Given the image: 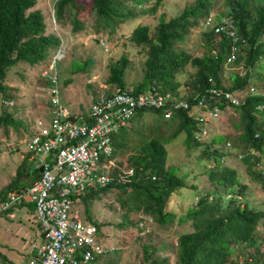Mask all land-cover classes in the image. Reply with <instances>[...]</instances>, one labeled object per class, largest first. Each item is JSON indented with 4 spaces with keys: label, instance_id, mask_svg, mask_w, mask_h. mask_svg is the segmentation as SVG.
Returning a JSON list of instances; mask_svg holds the SVG:
<instances>
[{
    "label": "trees",
    "instance_id": "trees-1",
    "mask_svg": "<svg viewBox=\"0 0 264 264\" xmlns=\"http://www.w3.org/2000/svg\"><path fill=\"white\" fill-rule=\"evenodd\" d=\"M36 1L0 0V91L2 102L5 99L7 106L13 105L10 99L12 95L6 93L8 87L3 82L7 70L21 61L38 63L46 58L50 49L60 46L57 35L46 33L43 12L33 8ZM148 1H152L146 9L148 11H154L164 2L91 0V12L96 18L95 28L112 31L128 18L144 12L145 9L137 5L142 6ZM222 1L223 8L215 13L213 20L210 15L215 0H193L168 19L161 13L153 33L147 23L133 25L129 39L144 47L146 53L143 75L132 85H127L125 68L129 59L122 54L109 66L107 82L121 88H132L134 93L146 90L158 91L163 95L169 93L168 102L172 98L190 103L195 93H209L211 87L239 92L241 100L236 105L232 104L231 108L239 112L234 124L240 127V131L237 134L215 133L205 137L201 134L199 122L183 108L171 111L170 117L164 118L167 126H154L152 114L163 117V107L139 108L127 124L120 126L112 135V157L131 152L128 161L130 173H125L122 178L121 170L113 164L107 183L93 188L82 197L84 204L107 189L116 188L117 199L123 210L122 220L117 224L119 227L128 224L137 226L147 215L157 222H166L174 215V209L182 200H193L181 217L189 222L191 229L178 235L176 264H257L260 255L264 254L258 248L257 238L261 236L256 231L260 224H264V208L255 206L254 199L247 197L249 189L238 178L236 169L223 163L225 156L231 150L235 151L264 190V89L253 86L254 83L249 84L256 79L264 88V0ZM82 6L77 0H57L55 11L59 18L66 12L71 13L72 29H77L83 25L75 13ZM208 18L209 23L202 33L206 42L201 52L193 53L181 48L178 42L184 39L189 28L205 23ZM216 24L220 26L219 30L214 29ZM231 29H235L234 35L230 34ZM231 46L235 49V59L226 62ZM241 61L246 66L245 72L240 74L232 69L228 70V76L225 77L224 67L239 65ZM183 71H190L189 79L185 82L192 90L184 94L179 90L178 79V74ZM225 79L229 80L228 84H225ZM46 80L49 82L48 87L56 83L54 79ZM201 97L202 94L198 99ZM221 98L225 99L222 95ZM15 123L10 111H0V126ZM30 123L33 122L22 127L24 132L28 127L30 133L33 132V124ZM172 127V132L167 133ZM177 136H183L185 151L199 148L198 161H212L213 165L204 169L210 181L209 187L197 188V184L191 181V170L185 164L167 163L168 144ZM134 150L136 153H132ZM24 167L22 160L13 179L0 190V196L6 190L31 182V179L20 181L25 173ZM249 192L252 196L253 192ZM226 194L230 196L225 198ZM132 212L143 215L134 219L130 217ZM84 216L96 224L98 231L101 229L99 236L102 233L105 237L101 241V255L115 248L107 242L108 235L101 228V220L89 214ZM143 248L142 259L138 264L170 263L166 256L153 255L155 246L144 245ZM237 253L245 254L241 261L235 256ZM98 256L99 253L94 260ZM108 264H112V261Z\"/></svg>",
    "mask_w": 264,
    "mask_h": 264
},
{
    "label": "rangeland",
    "instance_id": "rangeland-1",
    "mask_svg": "<svg viewBox=\"0 0 264 264\" xmlns=\"http://www.w3.org/2000/svg\"><path fill=\"white\" fill-rule=\"evenodd\" d=\"M56 1L37 0L33 8H38L43 12L46 33L51 32L57 35L60 39V46L57 49H50L46 58L38 63L28 64L21 61L12 65L7 70L3 80L8 87L6 93L12 95L10 99L13 100V105H5V99L2 102L3 96L0 91V111H10L16 123L15 125H5V127L0 126V190L12 180L15 167L22 162V159L25 166L31 165L26 157L28 155L26 139L30 131L28 127L27 131L24 132L22 127H25L29 122L36 121L39 117L47 119L50 114L49 107L52 105L51 96H57L61 102L72 107L77 106L87 110L93 98L114 89L113 84L107 82L109 66L119 59L122 54L129 59L125 68L126 84L132 85V82L140 79L143 75V62L146 53L144 47L134 44L129 39L131 27L135 24L147 23L150 25L151 33H153L161 13H164L168 19L172 14L182 10L185 5L193 2V0H164L154 11H148L146 9L152 4V1H148L142 6L137 5V7L144 8V12L128 18L120 23L117 28L109 31L108 28H95L96 18L95 14L91 12V0H77L83 5L75 13L83 25L77 29H72L71 13L66 12L62 14L61 18L57 16L55 11ZM222 8L223 1L215 0L211 12L218 13ZM206 27L202 23L190 27L184 39L178 42L179 46L193 53L201 52L206 42V38L202 35ZM53 60H55V63ZM52 64L54 66L50 68L49 66H52ZM245 68L243 61L239 65H226L223 74L227 77L228 70L232 69L243 74ZM189 73L190 71H183L178 74L180 80L179 90L182 94L192 91L185 82L189 79ZM55 76H57V93L53 94L50 92L49 82L46 79H52L51 77ZM228 81V79H225V84ZM252 83H254V86L264 89L258 80L255 79L249 82V84ZM237 116H239L237 110L231 107L225 109L219 115L218 120L210 122L212 124L209 125V130L206 128V135L210 136V133L237 134L240 131V127L234 124L237 121ZM151 121L154 126L168 125L162 116L155 113L152 114ZM135 126L134 129L136 130L138 124ZM172 130L173 127L167 133H171ZM182 137L177 136L168 144L169 156L167 163L185 164L191 170V181L197 184V188L209 187L210 181L204 169L212 166V161H198L199 148L197 147L185 151ZM15 144L18 145V149L12 150ZM132 153H136L135 150ZM130 154L131 152L129 154L123 153L121 156L117 155L114 159V164L121 170L122 178H124L125 173H130L131 169L128 164ZM236 155V152L231 150L225 156L223 163L236 169L240 181L245 183L248 189L253 192L251 196L248 190L247 197L254 199L255 206L264 208L263 187L252 178L247 165L242 163ZM117 195L116 188H109L98 197L88 199L84 204L82 201L80 205L84 215L89 214L91 217L101 220V228L108 235L107 242L115 246L109 252L99 255L89 264H108L110 261H112V264H138L142 259L144 245L155 246L156 250L153 255L166 256L169 258V264H176L178 235L191 229L189 222L182 220L181 217L185 215L186 208L193 200H182L174 209V215L172 214L173 216L169 217L166 222H157L147 215L137 226L128 224L119 227L117 224L122 220L123 210L120 207ZM229 196L230 194H226L225 198ZM85 207H87V210ZM22 210L16 218H0V241L2 237L6 238L8 236V229L13 233L15 229H18L21 233L20 227L27 229ZM24 211L26 212V210ZM139 215L142 216L143 214L132 212L130 217L137 219ZM258 233L261 236L258 248L264 253V227L262 224L259 226ZM100 234L102 236L97 237V239L103 241L105 237L102 233ZM20 245L21 243H18L14 247L15 251L13 250L12 254L18 252V257L11 258L14 262H24L28 256L26 250L29 248V244L24 249H21ZM244 255L235 254L240 261ZM260 257L264 259V254ZM22 258H24V261Z\"/></svg>",
    "mask_w": 264,
    "mask_h": 264
},
{
    "label": "built area",
    "instance_id": "built-area-1",
    "mask_svg": "<svg viewBox=\"0 0 264 264\" xmlns=\"http://www.w3.org/2000/svg\"><path fill=\"white\" fill-rule=\"evenodd\" d=\"M50 92H57L55 85ZM51 101L48 118L39 117L26 139L35 168L42 169L30 183L6 190L0 211L32 204L43 240L34 245L28 264H89L103 248L96 224L80 208L82 197L110 179L113 133L138 108L158 106L163 97L157 91L115 87L84 111L69 109L54 95ZM0 264L12 263L0 254Z\"/></svg>",
    "mask_w": 264,
    "mask_h": 264
},
{
    "label": "clouds",
    "instance_id": "clouds-1",
    "mask_svg": "<svg viewBox=\"0 0 264 264\" xmlns=\"http://www.w3.org/2000/svg\"><path fill=\"white\" fill-rule=\"evenodd\" d=\"M262 1V0H261ZM210 17L212 18V20L214 19L215 17V14L213 12H211V15ZM209 23V18L208 20L205 22V23H202L204 25H207ZM225 23V22H224ZM192 27V26H191ZM218 27H220L219 25L217 26V24L215 25L214 29L215 30H219ZM235 33V29H231L230 31V34L231 35H234ZM235 59V49L233 46H231V49H230V54L227 55L226 57V62H233V60ZM55 60H58V59H55ZM55 60H53V62L55 63ZM54 66V64H52V66H49L50 68H52ZM53 79V77H51ZM57 79V76H55V80ZM229 83V82H228ZM227 83V84H228ZM52 85H55L56 86V83H53ZM254 86V85H253ZM51 87V86H50ZM49 87V89H50ZM115 87H118V86H114L113 88ZM57 88V87H56ZM129 88V87H128ZM112 91V90H111ZM110 91V92H111ZM209 93H195L192 97L193 101H190L187 102L186 100L184 99H180L179 101L178 100H175V99H172L170 98V102H168V98L167 96H169V93H166L165 95L163 94H159L161 95V97H163V102L162 104L158 105L157 107L159 108V106L163 107V112H162V115H163V118H168L170 117L171 115V111L173 110H178L180 108H183V109H186L188 110L189 114L190 115H193L194 118L197 120V122H199L200 126H201V134L205 137H209L208 134L206 135V128L209 130V125L212 124L210 122H212L213 120H218V117L220 114H222L225 109L227 108H230L232 107V104H238L241 100L240 96H239V92H233L231 90H224L223 88H215V87H211L208 89ZM158 92V91H157ZM54 93H57V92H53ZM106 94V93H105ZM202 94V97L198 99V97ZM221 95L225 98V99H222L221 98ZM99 96V95H98ZM97 96V97H98ZM52 97V96H51ZM95 97V98H97ZM204 97V98H203ZM93 98V100L95 99ZM51 100V98H50ZM59 102L66 105L69 109L73 108L72 106L68 105L67 103H64V102H61V100L58 98ZM224 100V101H222ZM227 101L226 104H224L225 102ZM5 104V103H4ZM6 105V104H5ZM52 106V105H51ZM51 106L49 108H51ZM264 106V104L262 105ZM147 107H151V106H147ZM221 107V108H220ZM141 108H145V107H141ZM139 109V108H138ZM137 109V110H138ZM73 110V109H72ZM79 111L80 110H86V109H83L82 107L78 109ZM136 110V111H137ZM75 111V110H74ZM77 111V110H76ZM135 111V112H136ZM135 114V113H134ZM133 114V115H134ZM132 115V116H133ZM42 118V117H41ZM48 118V116H47ZM131 118V117H130ZM129 118V119H130ZM35 123V121H33V124ZM31 134V133H30ZM211 135V133H210ZM29 136V134H28ZM27 136V138H28ZM28 150V149H27ZM29 152V151H28ZM262 152L264 153V146L262 147ZM114 158V157H113ZM115 159V158H114ZM39 168V167H38ZM38 168H36V171L38 170ZM248 169V168H247ZM249 171V170H248ZM40 172V171H39ZM250 173V172H249ZM251 175V173H250ZM252 176V175H251ZM36 177V176H35ZM34 177V178H35ZM253 178V177H252ZM254 179V178H253ZM258 180V179H256ZM260 183V181H258ZM261 184V183H260ZM262 186V184H261ZM263 193H264V190H263ZM263 197H264V194H263ZM82 203V202H81ZM19 205V204H17ZM15 206V205H13ZM263 208V207H262ZM83 212V211H82ZM100 221V219H98ZM261 225V224H260ZM263 227H264V224H262ZM258 229H259V226L257 227L256 231L258 233ZM99 231H101L99 229ZM259 234V233H258ZM258 239V244L261 240V238H257ZM36 245V244H35ZM34 247V245H33ZM31 253H32V250H31ZM259 253V252H258ZM1 254V253H0ZM238 254V253H237ZM2 255V254H1ZM99 255H101V252L99 253ZM257 255V254H256ZM259 256V255H258ZM31 257V255H30ZM29 257V259H30ZM6 258V257H5ZM7 259V258H6ZM28 259V261H29ZM8 260V259H7ZM242 260V259H241ZM28 261L27 263L25 264H28ZM240 261V260H239ZM264 264V259H259L257 261V264ZM12 264H17V263H12Z\"/></svg>",
    "mask_w": 264,
    "mask_h": 264
},
{
    "label": "crops",
    "instance_id": "crops-1",
    "mask_svg": "<svg viewBox=\"0 0 264 264\" xmlns=\"http://www.w3.org/2000/svg\"><path fill=\"white\" fill-rule=\"evenodd\" d=\"M71 109L78 110L79 108L76 106V107H73ZM14 146L15 147H13L14 149H12V150L18 149L17 144H15ZM27 154H28L26 156L27 160L30 162L31 165L25 166L23 168V171H25V173L21 177V180H20L21 182H26V180L30 179L31 175L36 171L35 162L33 159H31V153L28 152V150H27ZM19 164L15 167L13 177L16 173V169L19 167ZM22 209L26 210V212ZM21 210L24 212V216H23L24 219L23 220L27 224V229H23L22 227L19 226L21 233L19 232L18 229H15L14 233L8 229L7 230L8 236L6 238L2 237V240L0 241V253L12 262H14V261L11 258L18 257L17 251H16V254H12L13 250L15 251L14 247H16V245L18 243H21V245H20L21 249H24L27 247V244H29V248L26 250V255H28L26 260L24 261L23 260L24 258H22V260L24 262H14L17 264L27 263L30 255H31V250L33 249V245L39 244L43 240V236L41 234L40 227H39L37 221L35 220V218L33 216L32 205H30L29 203H23V204L15 205L6 211H4V210L0 211V218L1 219L2 218H4V219L16 218V217H18L17 214H19ZM27 214L29 215L28 218H27ZM17 219H19V218H17ZM0 226H1V224H0Z\"/></svg>",
    "mask_w": 264,
    "mask_h": 264
},
{
    "label": "water",
    "instance_id": "water-1",
    "mask_svg": "<svg viewBox=\"0 0 264 264\" xmlns=\"http://www.w3.org/2000/svg\"><path fill=\"white\" fill-rule=\"evenodd\" d=\"M41 169H42V166H39L38 170L35 171V172L31 175L30 179L32 180L35 176H37L38 173H39V171H41Z\"/></svg>",
    "mask_w": 264,
    "mask_h": 264
}]
</instances>
